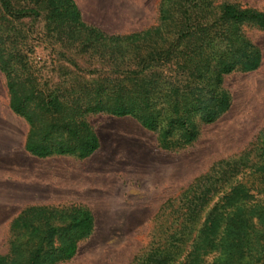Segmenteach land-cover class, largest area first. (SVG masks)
<instances>
[{"label":"trees","instance_id":"obj_1","mask_svg":"<svg viewBox=\"0 0 264 264\" xmlns=\"http://www.w3.org/2000/svg\"><path fill=\"white\" fill-rule=\"evenodd\" d=\"M36 24L40 40L77 69L44 87L29 60L33 32L23 31ZM245 28L264 31V11L160 0L156 26L119 36L85 24L73 0H0V72L11 112L28 126L24 150L39 159L88 157L99 147L86 121L95 114L132 117L163 149L192 144L230 108L223 77L261 63ZM78 58L97 67L85 73ZM256 159L220 161L168 200L152 243L131 264H264V149ZM91 229L84 209L27 207L11 223L0 264L69 260Z\"/></svg>","mask_w":264,"mask_h":264},{"label":"rangeland","instance_id":"obj_2","mask_svg":"<svg viewBox=\"0 0 264 264\" xmlns=\"http://www.w3.org/2000/svg\"><path fill=\"white\" fill-rule=\"evenodd\" d=\"M73 1L83 22L107 35H129L158 24L160 0ZM218 1L264 11V0ZM26 30L33 32L26 40L29 60L42 87L64 79L66 69L77 70L40 40L41 24L26 25ZM244 34L261 52L259 67L223 77L229 110L201 126L185 147L163 149L157 134L132 117L95 114L86 117L99 140L91 155L33 157L24 150L28 126L11 112L0 72V255L8 253L11 223L25 208L74 207L89 212L92 229L74 256L58 264H131L152 243L168 200L220 161L242 157L248 165L255 162L264 149V31L245 28ZM76 63L85 73L97 67L88 58ZM249 175L245 170L238 177L246 181Z\"/></svg>","mask_w":264,"mask_h":264},{"label":"bare ground","instance_id":"obj_3","mask_svg":"<svg viewBox=\"0 0 264 264\" xmlns=\"http://www.w3.org/2000/svg\"><path fill=\"white\" fill-rule=\"evenodd\" d=\"M78 179V178H77ZM72 190V189H71Z\"/></svg>","mask_w":264,"mask_h":264}]
</instances>
